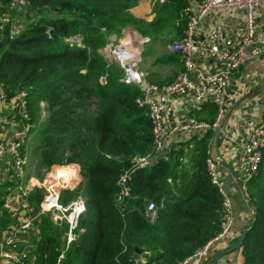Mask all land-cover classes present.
Returning a JSON list of instances; mask_svg holds the SVG:
<instances>
[{
    "label": "trees",
    "instance_id": "obj_1",
    "mask_svg": "<svg viewBox=\"0 0 264 264\" xmlns=\"http://www.w3.org/2000/svg\"><path fill=\"white\" fill-rule=\"evenodd\" d=\"M27 1L15 15L28 23L9 15L0 28V85L8 98L25 93L24 122L29 134L38 133V178L41 170L78 164L82 182L64 189L61 202L83 197L86 204L68 245L67 225L41 209L45 189L28 191L38 230L33 261L137 264L143 256L146 264L180 263L215 237L224 219L222 195L207 167L214 130L174 144L146 167L123 160L133 151L135 158L153 153L152 125L146 109L137 105L139 88L122 81L123 71L107 61L102 49L112 34L121 35L128 26L154 39L170 31L183 39L190 0H157L150 21L133 12L141 0ZM11 2L0 0L1 14L15 11ZM12 23L20 27L15 35ZM76 34L83 37L82 47L65 40ZM166 58L182 62L178 52ZM183 68L182 63L165 83ZM62 170L66 179L73 172ZM126 172L128 194L119 200L118 181ZM16 181L0 182V233L11 227L2 197ZM243 187L256 213L239 248L242 264H264V150L257 173ZM150 202L157 207L154 220L148 218Z\"/></svg>",
    "mask_w": 264,
    "mask_h": 264
},
{
    "label": "built area",
    "instance_id": "obj_2",
    "mask_svg": "<svg viewBox=\"0 0 264 264\" xmlns=\"http://www.w3.org/2000/svg\"><path fill=\"white\" fill-rule=\"evenodd\" d=\"M27 4V0H12L10 10H19ZM263 5L264 0H204L198 11L192 10L190 5H188L185 9L188 19L185 37L171 46L172 51L182 54L184 68L172 81L164 84L149 81L147 73L141 69L142 58L141 52L138 49L140 44L134 45L130 41L122 42L117 41L112 36L110 37L109 42L102 49V53L110 64H115L121 68L123 71L122 81L125 84L134 85L139 88L140 95L136 100L137 105L146 109L152 125L151 136L155 145L153 153L144 157L134 158L136 166L146 167L155 158L168 152L169 148L166 145V138L169 130L168 120L173 113L172 104L169 101V97L172 95L190 98L199 104L210 101L218 107L217 117L214 122H185L181 126L182 129L191 131L196 135H202L208 129L215 130L221 125V119L225 113V93L231 84L235 71L242 65L264 55V33L258 29L256 16L257 10ZM212 9H240L244 12V31L236 37L231 49H222L220 47V41L224 34L220 27L214 28L209 33L208 44L203 45L195 40V31L201 17ZM9 13H0V28L4 26L5 18L9 16ZM10 27L12 35H15L20 29L14 23ZM131 34H135V31H131ZM65 40L70 45L79 47L84 45L83 37L80 34L67 37ZM208 60H215L219 65V69L199 80L195 79L193 72L197 64ZM19 98L25 119L27 118L24 110L25 93H20ZM6 100V92L0 85V103ZM0 123L8 124V121L0 116ZM28 139L29 126L25 122L14 133L12 138H0V158L10 157L11 173L20 183L25 174V147ZM263 150L264 108L259 121L253 126L244 147L249 176L257 173ZM207 167L211 183L217 187L219 193L222 195L224 219L221 222L220 232L215 237L178 264H188L191 259L207 255L214 241L228 235L233 221L231 197L221 183L217 161L212 160L209 156ZM54 179L49 187H46L45 184L43 186L46 189V193L41 203V209L42 211L53 212L55 221L64 222L67 225L66 239L69 245L75 237L74 231L78 226L79 219L86 211V204L83 197H78L67 204H63L61 202V190L65 187L69 188L67 185L70 184H67L65 180L60 182L59 177H54ZM129 179V173L126 172L118 181V185L121 187L119 200L128 194L126 184ZM71 180L72 178L69 182ZM28 191V189L20 186L19 203L21 209L26 213V219L22 223L15 225L13 229L2 234L0 233V264H35L29 257L28 248H23L20 244V235L35 228L36 215L33 214V208L26 199ZM10 204V197L3 196L2 207L8 209ZM147 211L150 220H154L157 217V207L154 202L148 204ZM137 264H146L145 258L139 259Z\"/></svg>",
    "mask_w": 264,
    "mask_h": 264
},
{
    "label": "crops",
    "instance_id": "obj_3",
    "mask_svg": "<svg viewBox=\"0 0 264 264\" xmlns=\"http://www.w3.org/2000/svg\"><path fill=\"white\" fill-rule=\"evenodd\" d=\"M203 1L190 0V8L198 11ZM133 12L136 15L135 8ZM256 16L258 29L264 33V5L257 10ZM244 23V12L240 9H212L201 17L195 31V40L203 45L208 44L209 33L214 28L220 27L224 32L220 41V47L222 49H231L236 37L244 31ZM132 31H135V34H131L129 26L122 31V33H125L122 42L130 41L134 45L143 44L144 47L147 46L145 51L144 48L141 51V63L144 60H152L147 67L142 68V64H140V67L147 73L148 80L157 84H164L165 81L171 80L183 63L181 53L179 54L182 62H175L166 58V55L174 52L171 49L172 44L179 41L175 39L176 33L170 31L162 35L161 39H154L149 35L141 34L135 28ZM120 40L121 38H119ZM218 69L219 65L215 60L199 62L193 72V76L199 80ZM169 101L172 104L173 113L168 120L167 148H171L176 143L187 141L197 136L191 131L182 129L181 126L183 123L196 121L210 122L216 119L217 105L210 101L199 104L190 98L179 95L170 96ZM263 108L264 55L237 69L225 93V113L221 119L222 132L217 143L219 154L217 164L221 183L225 191L230 195L232 201L233 221L230 225L228 235L214 241L207 255L191 259L188 264H242V256L239 248L222 255L220 253L235 245L240 240L252 219V206L248 202L243 187L244 181L249 177L244 147L253 126L261 117ZM0 116L8 121V124L0 123V138L10 139L19 127L24 124L23 108L19 95L12 98L7 97L5 102L0 103ZM35 153L37 152L35 151ZM25 154L26 168L28 163L26 147ZM220 162L226 163L232 171L228 166ZM60 168L72 169V174L66 180L64 177H60L59 181L63 182L65 180L67 184L72 186H69V188L74 189L82 178L80 175V166L78 164H68L54 166L52 169L59 172ZM27 174L26 184H22V182L17 183L16 181L14 186L9 188V194L6 195L10 197L11 204L5 210L9 213V218L15 221V224L11 225L10 228L2 233L13 229L15 225L22 223L26 219V213L21 209L19 203L20 186L28 190L34 186H44L41 185L42 179H39L38 176L33 173ZM71 176L73 177L71 182H69ZM13 178L10 157L0 158V182H5ZM37 232L38 230L35 227L29 232L20 235L21 247L28 248L29 257L32 260H34L32 251L34 249V242L37 240ZM141 258L143 256H139V259Z\"/></svg>",
    "mask_w": 264,
    "mask_h": 264
},
{
    "label": "rangeland",
    "instance_id": "obj_4",
    "mask_svg": "<svg viewBox=\"0 0 264 264\" xmlns=\"http://www.w3.org/2000/svg\"><path fill=\"white\" fill-rule=\"evenodd\" d=\"M156 2H157V0H141V2L138 4V6L135 7L136 16L138 18H140V19L145 20V21H150L153 18L154 12L156 10ZM14 10L15 11L9 13V15L13 16L14 21H19L20 23H23V24L26 23L27 24L28 22L23 19L22 15L21 16H19V15L16 16L15 15L16 11H18L17 13H19V14L22 13V11H24V8L22 7L19 10L18 9H14ZM133 28L134 27L129 26V29L131 31H132ZM124 35H125V33H122L121 35L112 34V37L116 38L117 41H119V38H121L120 41H122V39L125 37ZM143 48H144V51H145L147 49V46L144 47L143 44L138 46V49L140 50V52L142 51ZM151 60L152 59H149L147 61L144 60L141 63L142 64V68L143 67L144 68L147 67V65H149V63H151ZM43 115H45V114L43 113ZM38 142L39 141H38V133H37V131L34 132V133H31L30 136H29V139H28L27 146H26V150H27V154H28V163H27V166L25 168L26 172H25V174H24V176L22 178V184H26L27 176H28L27 173H33V174H35L37 176V173H38V169H37L38 158H37V153H35V151H36L35 148H37ZM34 149H35V151H34ZM28 151H29V153H28ZM40 172L42 174L41 185L45 184L46 187H49V185L55 180L54 177H56V178L57 177H59V178L60 177H64L65 180H66V177H67V173H66L65 170L60 171V173L58 171L53 170V169H51L49 171L41 170ZM50 173H52V174H50ZM81 182H82V178L78 182V184H77V186L75 188H77L80 185ZM69 186L70 185H67V187H69ZM41 187H43V186H41ZM70 187H72V186H70ZM64 189H66V187L61 190V195H62V192H63ZM45 193H46V189H45ZM7 194H9V192ZM74 199H76V198H74ZM72 200H70V202ZM49 212L52 214V217H53V212H51V211H49ZM53 220H54V218H53ZM56 222L58 223L59 221H56ZM61 223H63V222H60L59 224H61ZM14 224H15V221L12 220L11 225H14ZM34 225H35V222H34ZM35 227H36V225H35ZM66 243H67V240H66Z\"/></svg>",
    "mask_w": 264,
    "mask_h": 264
},
{
    "label": "water",
    "instance_id": "obj_5",
    "mask_svg": "<svg viewBox=\"0 0 264 264\" xmlns=\"http://www.w3.org/2000/svg\"><path fill=\"white\" fill-rule=\"evenodd\" d=\"M222 132V125H219L215 130H214V134H213V137L211 139V147H210V158L214 161H219L218 159V149H217V143H218V138L220 136ZM136 156V153L133 151L131 154L127 155V156H124L122 157L123 160L125 159H134ZM226 166H228L226 163L224 162H220ZM229 167V166H228ZM230 168V167H229ZM230 170L232 171V169L230 168ZM248 202L249 204L252 206V211H253V214H252V218L255 216V213H256V209L253 207L252 205V202L248 199ZM247 234V229L243 232L240 240L233 246L229 247L228 249H226L225 251H223L222 253H220V255L222 254H225V253H228L232 250H235V249H238L241 247V245L243 244V241H244V238ZM136 251L137 253H139L141 251V249L139 247H136Z\"/></svg>",
    "mask_w": 264,
    "mask_h": 264
},
{
    "label": "bare ground",
    "instance_id": "obj_6",
    "mask_svg": "<svg viewBox=\"0 0 264 264\" xmlns=\"http://www.w3.org/2000/svg\"><path fill=\"white\" fill-rule=\"evenodd\" d=\"M73 176H74V175H73ZM73 176H71V178H72Z\"/></svg>",
    "mask_w": 264,
    "mask_h": 264
}]
</instances>
